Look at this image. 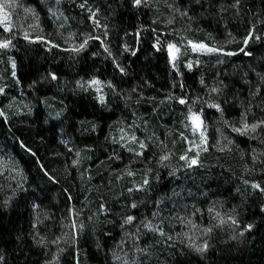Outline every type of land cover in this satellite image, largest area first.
Masks as SVG:
<instances>
[{
  "label": "trees",
  "instance_id": "16d2710c",
  "mask_svg": "<svg viewBox=\"0 0 264 264\" xmlns=\"http://www.w3.org/2000/svg\"><path fill=\"white\" fill-rule=\"evenodd\" d=\"M80 1L96 21L80 6L64 5L72 42L45 10L42 35L6 38L12 50L0 59L11 79L0 90V264H264V0ZM174 31L228 53L180 68L168 48L180 46ZM227 32L228 42H219ZM92 80L106 85L104 104L87 88ZM158 104L153 130L171 129L168 148L149 138L141 156L119 148L111 139L117 118L149 114ZM190 105H210L204 121L214 137L224 134L223 143L189 168L176 154L158 167L159 155L174 153ZM128 163L149 173L147 185L129 188L123 171L118 178ZM12 164L22 171L11 172ZM210 202L239 226L215 221L209 248L190 253L166 228L180 216L192 225ZM148 219L166 234L147 232ZM130 243L135 248L122 255Z\"/></svg>",
  "mask_w": 264,
  "mask_h": 264
},
{
  "label": "rangeland",
  "instance_id": "374dc122",
  "mask_svg": "<svg viewBox=\"0 0 264 264\" xmlns=\"http://www.w3.org/2000/svg\"><path fill=\"white\" fill-rule=\"evenodd\" d=\"M4 2L8 3L9 5L14 4L15 7L9 6L5 8V11L8 12L9 15L5 23H0V42H5L6 38L11 35H22L25 37L27 36V38H32L31 36L33 35H42L45 32L42 27L41 21L43 17V10H45L47 15H49L50 17L54 16V14L58 16V19L54 20V29H56L57 33L63 34L67 42H72L74 38L72 37L73 34H71V27L68 26L66 24V20L62 18L61 9L64 5H67L68 7L70 6V8L76 5L77 7L80 6V10L86 11V13L91 16L90 19L93 23H95L96 21V17L94 16L95 14H92L91 12L88 13L89 7H85V4L80 0H38V5L35 3L37 1L34 0H0V3ZM6 26H10L11 30H5ZM174 32L176 34L175 36H178L181 41L180 46H176V48L179 49V52H176L175 49H173L171 58L175 65L180 68L185 67L187 69H192L196 64L200 63V61L205 58L221 59L225 54L228 53L220 47H215L216 45H208L204 40L193 41L190 40L187 36L180 34L179 32ZM229 38L230 37L227 32L224 37L221 38V40L219 39V42H223L225 44L226 42H228ZM39 39L41 38L33 40ZM189 41H191L193 44L206 45L207 48H213L217 51H192V46L191 44H189ZM244 45H246V43ZM11 50L12 48L10 46V43H8L7 47L0 48V59L6 60ZM189 64L191 65V67H189ZM9 78L8 75H6V73L3 72V70L1 71L0 69V90L3 87H5L6 89L7 86L5 84H9L11 81V79ZM92 81L88 82V84L86 85L87 88L90 86L89 88H92L96 92V96L98 97L99 101L104 104L106 102V85L102 82L99 85H94L91 83ZM169 99L170 98H166V102ZM160 105L161 104H158V108L156 106L151 107V110L148 111L149 114L145 113L143 114V116L138 114L136 110L135 113L133 112L132 115L128 114V116H126L123 120L119 119L118 117L117 120L112 124L113 126L111 130V139L115 142L116 145H118L119 148H121L125 152H129L131 154L136 153L140 156L148 146L147 138H149L150 141L153 142V144L157 145V147L162 145L168 148V140L172 139V137L169 135V133H171V129L167 128L165 129V131H163V133H160L157 130H153L156 124H160L161 119L153 120L152 118L154 117L156 112L159 111ZM200 106L201 107L199 111H197L191 105L184 110V114L179 120L180 126H177L179 128L178 132L175 133V137L172 143V150L174 151V153H171L170 151V153H162L161 155H159V159L156 160L158 167L167 168L168 165L166 163H171V161L169 160L170 157L168 155L176 154V156L174 157L177 161L175 162H177V164L183 168H189L193 164L196 165L201 156L209 149L213 147H219L223 143L219 139L220 137H222V133H217V131H215L216 137H214L209 125L204 121V111L210 105ZM193 114L199 116L200 121H202V124L197 127L195 131H193V124L190 119ZM232 129H239V127L235 126ZM242 131V129H240V131L234 130V132L238 134H242ZM68 149L73 151L71 147H68ZM72 151V154H70L71 161L72 159H75V156L73 155V153L75 154V151ZM164 157L167 158L164 159ZM182 157L185 158L182 159ZM0 159V163H2L3 157H1V155ZM193 160H195V163H192ZM13 170L17 172V174L22 171L16 164L11 165V172ZM122 171L126 172L127 176H129L130 178L129 180L132 186L130 185L129 188H139L140 186H144L145 184L147 185L149 183V173H146L144 169L138 167L135 163H128L125 169L119 171L120 174L118 175V178L122 177ZM78 178L79 180H81V177L78 176ZM253 190H255V187H253ZM73 208H75V204L74 206L72 204V208L70 211V214L72 213L71 219L75 218L73 216V214L75 213V210H72ZM83 209L84 207L81 211H83ZM178 218L180 219V221L178 222L177 220L172 223L170 222L169 227L166 228V231H168L172 239H179V243H183L182 245L183 247H185V249H187V251L198 255H202V253H204L205 250L209 248V241L206 236L209 235L212 231V223L216 221V223L219 224V222L221 223L222 221L227 220V223L229 225H235L237 227L239 226L238 222L236 223V219L233 218L230 213H227L225 210L219 211L214 209V206L213 204H211V202L210 204L208 203L206 205V208L202 211L199 217L196 218L198 219V221L193 223L192 225H186L184 221H182L181 216ZM149 224L151 225V228L148 227ZM144 227L146 228L147 232L150 233H156L157 235H161V233H163V235L166 234V231L164 229L159 228L157 225H155L153 219L146 220ZM65 233H68V231L66 232L65 230ZM75 239H77L76 233ZM132 248H135L134 243H130L127 247H124L122 255H127V252H129V250ZM133 252L135 255L139 253L138 250H133ZM124 260L129 262L127 257H124Z\"/></svg>",
  "mask_w": 264,
  "mask_h": 264
},
{
  "label": "snow or ice",
  "instance_id": "6c2138e0",
  "mask_svg": "<svg viewBox=\"0 0 264 264\" xmlns=\"http://www.w3.org/2000/svg\"><path fill=\"white\" fill-rule=\"evenodd\" d=\"M135 3H136V4H140V3H141V0H135ZM9 6H11V7H15L14 4L9 5V4L6 3V2H4V3H0V23H5V22L7 21L9 13L5 11V8H6V7H9ZM26 11H30V10H26ZM185 15H186V13H185ZM169 23H171V21H169ZM5 30L10 31V30H11L10 26H6ZM26 38H27V36H26ZM8 43H9V42H7V41H5V42H0V48L7 47V46H8ZM86 43H87V40L84 41V44H86ZM245 43H247V41H245ZM84 44H81L80 47L83 48V47H84ZM189 44H191V46H192V51H201V50H205V51H207V52L217 51L216 49H213V48H207V46H206V45H203V44H193L191 41H189ZM168 48H169V53H170V55L172 54V50H173V49H175L176 52H179V49L176 48L175 45L169 44V45H168ZM230 54H231V53H229V55H230ZM189 67H191L190 64H189ZM121 71H123V69H121ZM91 83L94 84V85H99L101 82H100L99 80H93ZM98 90H99V89H98ZM213 91H217V89H213ZM179 102L182 103V104L185 103V101L182 100V99H181ZM212 107H216V108L219 110V107H220V106H219V105H212ZM190 119H191L192 124H193V131H195L196 128L199 127V126L202 124V121H200V117L197 116V115H195V114H193V115L191 116ZM198 122H199V123H198ZM248 127H249V125H247V124L245 123V124H244V128H248ZM257 127H258L257 124H253V125H251V129H252L253 131H255V129H256ZM234 130H236V131H240V129H234ZM201 135H202V134H201ZM205 150H206V149H205ZM166 158H167V157H164V159H166ZM184 158H185V157H182V159H184ZM192 163H195V160H193ZM253 187H257V188H258L259 185H253ZM133 207H135V205H133ZM132 219H133L132 217H128V221H127V222H131ZM233 222H234V221H233ZM148 227L151 228V225L149 224ZM248 227L251 228V225H249ZM161 235H163V233H161Z\"/></svg>",
  "mask_w": 264,
  "mask_h": 264
}]
</instances>
